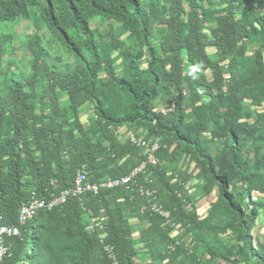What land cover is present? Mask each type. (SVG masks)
<instances>
[{
	"label": "trees",
	"instance_id": "16d2710c",
	"mask_svg": "<svg viewBox=\"0 0 264 264\" xmlns=\"http://www.w3.org/2000/svg\"><path fill=\"white\" fill-rule=\"evenodd\" d=\"M19 21L33 28L21 59L6 34ZM0 25V226L19 228L0 264H144L145 255L198 264L202 236L229 232L238 243L209 246L212 255L264 264L251 234L264 210L252 198L264 193V0H0ZM123 127L158 144L155 165L130 137L119 141ZM183 157L195 177L164 165ZM142 165L130 185L100 187ZM80 171L97 193L20 224L24 205L51 203ZM194 178L217 191L203 220L187 188ZM131 219L148 224L137 240Z\"/></svg>",
	"mask_w": 264,
	"mask_h": 264
},
{
	"label": "rangeland",
	"instance_id": "374dc122",
	"mask_svg": "<svg viewBox=\"0 0 264 264\" xmlns=\"http://www.w3.org/2000/svg\"><path fill=\"white\" fill-rule=\"evenodd\" d=\"M99 25H102L99 27V30H102L103 29L102 27H105L107 25L111 26L115 30L119 29V25L117 24L110 25L109 23L103 24L101 22H98L97 26ZM2 26L3 25H0V29H2ZM32 32H33V28L31 27V25L27 22H22V21L9 25L8 30H6V34L12 33L16 35V39L18 42L15 43V47L18 48L19 50L17 52L18 59H21L25 54L24 50L21 47L24 42V37L26 35L31 34ZM125 37L126 36L124 35L122 36L121 39L124 40ZM247 55L248 56L252 55L251 49H248ZM115 56H116V52H112L111 57H115ZM65 58L66 59L64 62L68 63L70 59L68 60L67 57ZM116 65L118 66L120 65V60L116 62ZM117 73H120V69L117 70ZM208 76L209 78L211 77L209 72H208ZM262 109H264V101H263V106L262 108H259V111ZM91 118H92V110L87 105L84 109V112L82 113L81 120L84 124H87ZM143 132H144L143 128L129 129V128L123 127L119 130L118 139L120 142L124 143L125 141L128 140L130 136L134 135L135 137H137V134H142ZM142 138L143 137L141 135L140 139ZM150 142L152 141L150 140ZM144 153L146 154L147 151H144ZM164 165L168 166V169L170 171L176 165V167L180 169L182 172L193 173L194 177L196 176V173L198 172V170L195 168V164L189 163V159L185 157L180 158L177 164L171 165L167 163ZM205 184H206V180L194 178L187 185L190 197L193 200V207L196 209L197 215L201 220L206 219L208 217L210 210L213 207V205L216 203L217 197H218L216 189H214L211 193L206 194L204 191ZM252 198L253 200L257 199L258 201L264 202V193L255 191L252 195ZM100 224L101 222H99V225ZM130 225L134 231L133 236L136 240L139 239L140 231L142 229H145L148 226L146 222H141L137 219H131ZM251 234L253 237L254 246L257 249H260V251L264 253V210H260L259 217L255 223L254 228L251 231ZM171 237L175 239L176 243H179L180 239L183 238V231L181 230V228L177 227L172 232ZM192 238L193 236H189L188 238L185 239V244L189 248H192L194 246V241ZM237 243L238 241L236 237L231 232L224 234V235H220L218 237L207 236V235L202 236L201 240H199L198 247L196 250V254L199 259L198 264H244V263H238L234 261L233 257H230L227 259V258H222L221 256H218L217 254L212 255L208 250L209 246H217L220 249L222 247H231L232 245H235ZM136 247L138 251L140 252V254H143L145 252V248L142 243H138ZM143 262L144 264H164L161 262L152 263L151 258L148 255H145L143 257ZM251 264H254V263H251Z\"/></svg>",
	"mask_w": 264,
	"mask_h": 264
},
{
	"label": "built area",
	"instance_id": "2783aa9c",
	"mask_svg": "<svg viewBox=\"0 0 264 264\" xmlns=\"http://www.w3.org/2000/svg\"><path fill=\"white\" fill-rule=\"evenodd\" d=\"M226 78H228V76H226ZM170 110V109H168ZM130 139L132 141L133 144L137 145V146H141L144 147L148 153V162L155 165L157 163L156 159H155V152L158 150V144L154 143L149 144L143 140H137L134 136H130ZM144 169V165H142L140 168L136 169L130 176L128 177H124L122 179L119 180H108L104 183H102L100 185V187H106V188H113L116 186H128L130 185V183H132L133 178L135 177V175L139 172H142ZM86 180H87V174L84 171H80L77 174L76 180H75V187L74 189L68 191V192H64L61 194L60 197L54 199L51 203L47 204L44 201H40V200H34L31 203L24 205L21 210H20V217H19V222L20 224L24 225L29 219H32L33 216L35 215V213L44 207H48L49 209L62 204L66 201L67 197L72 195L75 197H78L80 195H82L83 193L89 191V192H94L97 193L99 187L97 185H90V184H86ZM140 191L142 193V195H145L146 197H152L153 196V192L149 191V190H144L142 187L140 188ZM152 210L156 213H159L162 216L168 217V214L165 213L164 211H162V209L160 207H158L157 205H153ZM93 227H97L98 224H94L92 225ZM91 226L90 229H93V227ZM19 235V228L16 226H5L2 225L0 226V261L2 260V258L4 257V255L6 254V247H5V238L6 237H15Z\"/></svg>",
	"mask_w": 264,
	"mask_h": 264
}]
</instances>
